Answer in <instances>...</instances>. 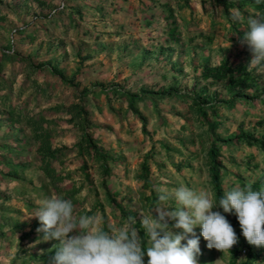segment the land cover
<instances>
[{
  "label": "rangeland",
  "instance_id": "obj_1",
  "mask_svg": "<svg viewBox=\"0 0 264 264\" xmlns=\"http://www.w3.org/2000/svg\"><path fill=\"white\" fill-rule=\"evenodd\" d=\"M252 2L0 0V264H52L59 242L29 216L53 195L105 228L129 215L139 228L161 188L218 200L213 148L220 196L264 187V72L249 71L241 43L248 17L264 14V0ZM130 94L143 98L133 107ZM213 211L238 242L209 249L196 226L198 264H264L237 215Z\"/></svg>",
  "mask_w": 264,
  "mask_h": 264
},
{
  "label": "clouds",
  "instance_id": "obj_2",
  "mask_svg": "<svg viewBox=\"0 0 264 264\" xmlns=\"http://www.w3.org/2000/svg\"><path fill=\"white\" fill-rule=\"evenodd\" d=\"M232 19L243 22L239 13H233ZM247 25L241 43L249 45L254 54L248 69L264 72V14L250 15ZM171 199L175 200V210L166 211ZM214 208L236 214L248 243L264 246V187L253 190L251 183L236 184L218 200L211 190L184 184L173 191L161 188L156 204L147 213L141 212L139 228L132 215L120 224L109 223L107 228L98 214L77 217L72 200L56 195L40 201L29 217L40 221L37 231L44 233V241L59 242L52 264H144L145 247L147 264H198L201 249L196 226H201L209 249L225 253L238 242L232 224ZM166 218L175 220V228L183 231H171ZM141 229L145 231L146 244L139 235Z\"/></svg>",
  "mask_w": 264,
  "mask_h": 264
},
{
  "label": "trees",
  "instance_id": "obj_3",
  "mask_svg": "<svg viewBox=\"0 0 264 264\" xmlns=\"http://www.w3.org/2000/svg\"><path fill=\"white\" fill-rule=\"evenodd\" d=\"M215 1H219L223 6H225V8H228L229 3L231 5H234V3H238L241 2L243 4H247V3H253L252 0H235L234 2H229L228 0H215ZM259 7H263L261 5H259ZM216 72H222L221 68H216L214 69ZM143 96L140 95H134V94H130L129 95V101L131 103V105L134 107L135 103L137 100H142ZM251 141V140H248ZM92 147V144H91ZM96 149V148H95ZM218 154V150L216 148L212 149V156H214V173H213V181H214V185L217 189V194L218 197L220 198L221 196V186H220V165L219 162L217 161V159H215L216 155ZM247 264V263H246Z\"/></svg>",
  "mask_w": 264,
  "mask_h": 264
},
{
  "label": "crops",
  "instance_id": "obj_4",
  "mask_svg": "<svg viewBox=\"0 0 264 264\" xmlns=\"http://www.w3.org/2000/svg\"><path fill=\"white\" fill-rule=\"evenodd\" d=\"M138 1H140V0H138ZM150 2H151V0H150ZM146 5H147V8H149V4L146 3ZM143 9H144V8H143Z\"/></svg>",
  "mask_w": 264,
  "mask_h": 264
}]
</instances>
